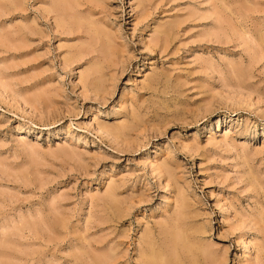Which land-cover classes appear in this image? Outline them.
Segmentation results:
<instances>
[{"label":"rangeland","instance_id":"1","mask_svg":"<svg viewBox=\"0 0 264 264\" xmlns=\"http://www.w3.org/2000/svg\"><path fill=\"white\" fill-rule=\"evenodd\" d=\"M156 263L264 264V0H0V264Z\"/></svg>","mask_w":264,"mask_h":264},{"label":"bare ground","instance_id":"2","mask_svg":"<svg viewBox=\"0 0 264 264\" xmlns=\"http://www.w3.org/2000/svg\"><path fill=\"white\" fill-rule=\"evenodd\" d=\"M154 254H156V253H154ZM151 256H152V255L149 256L150 259H151ZM154 256H155V255H154ZM155 257H156V256H155ZM150 259H149V260H150ZM156 259H157V258H156ZM152 262H153V260H152ZM154 262H155V261H154ZM156 262H157V260H156ZM156 264H157V263H156ZM158 264H159V263H158Z\"/></svg>","mask_w":264,"mask_h":264}]
</instances>
